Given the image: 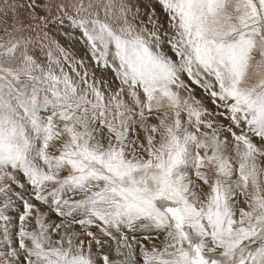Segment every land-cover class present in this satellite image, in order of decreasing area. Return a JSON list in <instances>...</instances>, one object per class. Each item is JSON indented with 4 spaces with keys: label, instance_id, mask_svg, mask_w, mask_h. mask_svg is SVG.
Returning <instances> with one entry per match:
<instances>
[{
    "label": "snow or ice",
    "instance_id": "6c2138e0",
    "mask_svg": "<svg viewBox=\"0 0 264 264\" xmlns=\"http://www.w3.org/2000/svg\"><path fill=\"white\" fill-rule=\"evenodd\" d=\"M0 264H264V0H0Z\"/></svg>",
    "mask_w": 264,
    "mask_h": 264
}]
</instances>
